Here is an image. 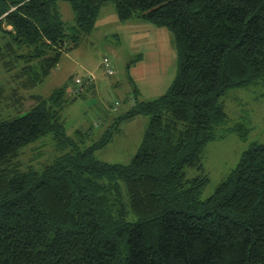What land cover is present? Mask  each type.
Instances as JSON below:
<instances>
[{
    "label": "trees",
    "instance_id": "1",
    "mask_svg": "<svg viewBox=\"0 0 264 264\" xmlns=\"http://www.w3.org/2000/svg\"><path fill=\"white\" fill-rule=\"evenodd\" d=\"M108 2L121 22L167 29L178 71L161 97H129L92 142L67 136L65 88L30 93L92 34ZM0 69V264H264V144L250 143L206 199L200 175L206 146L229 124L224 98L264 81V0H0ZM82 81L74 98L94 82ZM27 102L23 116L3 118ZM139 116L149 121L132 161L97 160L117 125ZM226 132L249 141L242 123ZM47 136L58 154L26 168L23 153Z\"/></svg>",
    "mask_w": 264,
    "mask_h": 264
},
{
    "label": "rangeland",
    "instance_id": "2",
    "mask_svg": "<svg viewBox=\"0 0 264 264\" xmlns=\"http://www.w3.org/2000/svg\"><path fill=\"white\" fill-rule=\"evenodd\" d=\"M59 7L63 19L73 23L74 13L70 4L61 1ZM128 22L118 19L112 2L106 3L100 9L92 34L83 39L78 49L65 53L57 69L42 85L31 91L30 94L49 96L59 88L66 89L65 100L69 102L62 111L61 121L67 136L74 137L76 132L88 133L90 141H99L129 110V97L135 96L139 102L159 98L176 78L177 54L173 35L165 28H157L142 20ZM154 30L164 33L155 34ZM132 35L136 38L133 39ZM160 50H163V72L156 74L152 53L156 55ZM171 50L175 53L174 59ZM106 59L113 70L112 75L107 74ZM142 66V72L134 69ZM88 76L93 77L94 82L89 84L91 87L76 98L71 96L75 78L86 79ZM7 81V74L0 69V83ZM86 85L89 86L88 83ZM224 101L229 124L220 127L221 137L208 143L204 150L200 175L208 176L209 184L202 199L210 197L236 168L250 143L264 144V81L247 89L230 91ZM30 105L27 102L25 109L19 110L5 108L3 118L23 116ZM148 121V117L139 116L120 122L112 141L95 152L96 159L103 163L128 165L139 150ZM238 123L249 129L248 142L241 140L236 133L226 132ZM54 147L52 136L40 139L23 153L24 166L37 168L36 164L49 163L58 154Z\"/></svg>",
    "mask_w": 264,
    "mask_h": 264
},
{
    "label": "crops",
    "instance_id": "3",
    "mask_svg": "<svg viewBox=\"0 0 264 264\" xmlns=\"http://www.w3.org/2000/svg\"><path fill=\"white\" fill-rule=\"evenodd\" d=\"M153 33H155V34H163L164 32L163 31L154 30ZM132 37H133V35H132ZM135 38H136V36L133 37V39H135ZM164 43L165 42L161 43L160 45L163 46ZM149 51H151V50H149ZM162 53H163V50L157 51L156 55L154 53H152V56H153L152 59L154 61V67L156 69L155 70L156 74H157L158 71H161V73L163 72L164 58L161 56ZM171 54H172V57L174 59L175 58L174 51L171 50ZM134 69L138 70L139 72H142L143 71V66L142 67H138V68H134ZM143 77H144V75H143ZM134 84H135V82H134Z\"/></svg>",
    "mask_w": 264,
    "mask_h": 264
},
{
    "label": "built area",
    "instance_id": "4",
    "mask_svg": "<svg viewBox=\"0 0 264 264\" xmlns=\"http://www.w3.org/2000/svg\"><path fill=\"white\" fill-rule=\"evenodd\" d=\"M105 65H106V68H107V74L108 75H112L113 74V70L110 67V64H109L108 60H105ZM88 81L91 83L93 81V77L92 76H88ZM76 83H77V85L80 86V85L83 84V81H82L81 78H78V79H76Z\"/></svg>",
    "mask_w": 264,
    "mask_h": 264
}]
</instances>
